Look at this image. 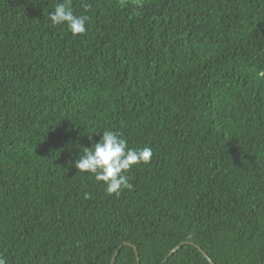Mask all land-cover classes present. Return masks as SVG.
<instances>
[{
	"label": "trees",
	"instance_id": "1",
	"mask_svg": "<svg viewBox=\"0 0 264 264\" xmlns=\"http://www.w3.org/2000/svg\"><path fill=\"white\" fill-rule=\"evenodd\" d=\"M58 2L0 0V256L263 264L264 0ZM105 129L153 150L119 195L74 166Z\"/></svg>",
	"mask_w": 264,
	"mask_h": 264
},
{
	"label": "clouds",
	"instance_id": "2",
	"mask_svg": "<svg viewBox=\"0 0 264 264\" xmlns=\"http://www.w3.org/2000/svg\"><path fill=\"white\" fill-rule=\"evenodd\" d=\"M85 10L90 8L87 2L82 4ZM87 15H76L72 9V0H60L49 13L53 25H64L73 34H85ZM99 133V132H97ZM98 142L84 147L74 161L81 173H89L97 182H102L108 194L119 195L123 190H132L133 184L128 176L129 170L136 165L148 164L153 155L151 147L130 148L123 136L116 131L105 129ZM91 141V137H89ZM0 264H7L0 256Z\"/></svg>",
	"mask_w": 264,
	"mask_h": 264
},
{
	"label": "water",
	"instance_id": "3",
	"mask_svg": "<svg viewBox=\"0 0 264 264\" xmlns=\"http://www.w3.org/2000/svg\"><path fill=\"white\" fill-rule=\"evenodd\" d=\"M186 242H182V243H180V244H178L176 247H174L169 253H168V255L164 258V260H163V262H165L166 261V259L170 256V255H172L173 253H175L183 244H185ZM192 245H194L193 243H191ZM123 245H130L132 248H133V250H134V252H135V256H136V262H137V264H140V261H139V257H138V251H137V248L133 245V244H131V243H128V242H124L122 245H120L117 249H116V251H115V253L113 254V256H112V258H111V262H110V264H114V261H115V258H116V256H117V254L119 253V250H120V248H121V246H123ZM196 246V245H195ZM197 248H198V250L199 251H201L202 252V254L204 255V257L209 261V263L210 264H214L211 260H210V258L202 251V249L200 248V247H198V246H196ZM264 264V263H263Z\"/></svg>",
	"mask_w": 264,
	"mask_h": 264
}]
</instances>
